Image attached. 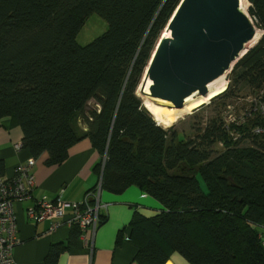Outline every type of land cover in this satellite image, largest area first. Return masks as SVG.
Masks as SVG:
<instances>
[{
	"label": "trees",
	"instance_id": "1",
	"mask_svg": "<svg viewBox=\"0 0 264 264\" xmlns=\"http://www.w3.org/2000/svg\"><path fill=\"white\" fill-rule=\"evenodd\" d=\"M180 1L0 0V117H11L22 147L47 164L88 138L106 155L102 190L136 186L161 205L131 220L137 264L173 254L190 264H264V0H247L259 39L233 63L225 91L193 113L215 101L225 111L243 89L261 106L227 124L218 111L189 135L158 125L136 94ZM92 13L108 28L79 45Z\"/></svg>",
	"mask_w": 264,
	"mask_h": 264
},
{
	"label": "crops",
	"instance_id": "2",
	"mask_svg": "<svg viewBox=\"0 0 264 264\" xmlns=\"http://www.w3.org/2000/svg\"><path fill=\"white\" fill-rule=\"evenodd\" d=\"M22 137L20 126L11 117H0V179L15 176L18 165L33 160L32 197L14 204L18 243L11 264H137L135 256L141 240L137 239L131 220L137 212L153 216L161 205L138 187L130 186L121 194L101 191L100 202L105 207L100 209L96 228L82 231L69 225L70 207L65 209L63 218H29L28 208L41 198L82 202L86 193L102 181L104 154L84 138L69 148L61 163L47 164L46 154L34 157L22 147ZM97 164L100 166L95 169ZM54 223H58L55 228ZM56 249V260L51 262L50 253ZM165 264L190 263L173 254Z\"/></svg>",
	"mask_w": 264,
	"mask_h": 264
},
{
	"label": "water",
	"instance_id": "3",
	"mask_svg": "<svg viewBox=\"0 0 264 264\" xmlns=\"http://www.w3.org/2000/svg\"><path fill=\"white\" fill-rule=\"evenodd\" d=\"M165 30L171 35L165 58L155 59L144 78L145 85L151 81L149 97L175 108L193 93L206 96V85L230 70L256 33L240 0H181Z\"/></svg>",
	"mask_w": 264,
	"mask_h": 264
},
{
	"label": "built area",
	"instance_id": "4",
	"mask_svg": "<svg viewBox=\"0 0 264 264\" xmlns=\"http://www.w3.org/2000/svg\"><path fill=\"white\" fill-rule=\"evenodd\" d=\"M262 113L264 115V109ZM262 131L259 128L255 129L256 133ZM16 148L19 149V145ZM32 163L33 160H30L26 164L18 165L15 168V176L0 179V264L13 262V249L18 243L14 204L32 197L33 176L30 173ZM101 191L102 186L99 182L79 203H67L60 198L54 201L41 198L28 208L27 215L37 221L46 218L58 219L63 218L65 209L70 207L72 213L67 219L69 225L76 226L82 231L88 227L96 228L100 223V209L105 207V204L100 202ZM57 226L58 223H54L52 227ZM262 245L264 247V237Z\"/></svg>",
	"mask_w": 264,
	"mask_h": 264
},
{
	"label": "rangeland",
	"instance_id": "5",
	"mask_svg": "<svg viewBox=\"0 0 264 264\" xmlns=\"http://www.w3.org/2000/svg\"><path fill=\"white\" fill-rule=\"evenodd\" d=\"M240 6H245L246 7L245 14L250 16L248 13V8L250 6L249 2L247 0H240ZM107 28H108V24L106 20L102 18L100 15H98L97 13H92L84 21L82 28L80 29L78 35L76 36V42L82 46L86 45L90 43L91 41H93L94 39L100 37L107 30ZM165 29L166 27L162 30L161 35L159 36V39L157 40L155 44V48L153 49L149 63L146 69L144 70V73L142 74L140 78L139 85L136 89V94L142 100L143 106L152 115V117L154 118V120L156 121L158 125L162 126L163 128H174L177 132H183L186 135H189L193 132L191 128L193 124H196V122L198 123V122L205 121L210 116L216 115L218 111H219L221 118L223 117L225 124H227L228 122H231V123L242 122L241 119L244 118L242 116H244L245 110L248 111L250 109V106H251L250 104H253V106H257V107L261 106L259 103H255L256 102L255 99L258 100L259 98L255 97L254 95H248L246 89H243V92L240 93L242 96L236 99H230L227 102L230 104V106L227 107L225 111H223L222 107H220L219 101H215L213 104H211L210 106L206 108H202L201 110L193 113L196 110L195 108L188 114L185 113V110L183 107L175 108L174 106H166V105H163V104H160L154 101L153 98H150L148 96L141 94V89L145 85L144 76H145L146 70L148 69V66H150V64L155 59L156 61L159 62L161 59L160 57H162L165 54V47L171 43V39L165 36V33H166ZM256 31L259 32V35H261L260 30L256 28ZM159 42L160 43L162 42L161 46ZM256 42L257 41L253 43L255 44ZM230 70H228L222 78H220L217 82H215L212 85L214 89L219 88L222 85H225L227 87V85L229 84ZM150 85H151V81L149 85L147 84L144 88L143 92L145 94H148V88ZM245 94H246V97H244ZM207 103H204V104H207ZM94 104H95V101L90 100L89 103L87 104L88 109ZM105 157L106 155L104 154V159ZM201 185L204 188V192L207 191L206 185L204 183H201Z\"/></svg>",
	"mask_w": 264,
	"mask_h": 264
},
{
	"label": "bare ground",
	"instance_id": "6",
	"mask_svg": "<svg viewBox=\"0 0 264 264\" xmlns=\"http://www.w3.org/2000/svg\"><path fill=\"white\" fill-rule=\"evenodd\" d=\"M245 8H246L245 6H240V9H241L244 13H245ZM165 36H166L167 38L171 39L170 32L166 31ZM259 36H260V35H259V32L256 31L255 36L253 37V39L245 45L244 50H243V51L241 52V54H240V57H241L245 52H247V51L252 47V45H254L253 42L257 41V40L259 39ZM164 58H165V54L161 57V59H160L159 62H160V63L163 62ZM158 65H159V64H157L156 67H157ZM156 67H155V68H156ZM227 71H228V70H227ZM227 71H226V72H227ZM152 72H153V71H152ZM226 72H225V73H226ZM225 73H224L223 75H221L220 77H218L217 79L213 80L212 82H210V83H208V84L206 85V87H207V94H206V96H202V95H200V94H198V93H193L192 95H190V96H188V97H186V98L184 99V102H183V108H184L186 114L190 113V112H191L192 110H194L195 108L201 106L202 104L208 102V101H209L210 99H212L213 97H215V96H217V95H219V94H221L222 92L225 91V89H226V86H225V85H222V86H220L219 88H215V89H214V87H212V85H213L215 82H217L220 78H222V77L225 75ZM149 83H150V80L148 79L147 82H146V85H147V84L149 85ZM146 85H145V86H146ZM139 91H140V90H139ZM143 91H144V90H143ZM143 91H142V89H141V94H143V95H145V96H148V95L145 94ZM148 97H149V96H148ZM150 98H151V97H150ZM153 100L156 101V102H158V103H160V104L166 105V106H173L172 103L169 102V101H167V100L158 99V98H153ZM177 115H178V114H177ZM177 120H178V119H177Z\"/></svg>",
	"mask_w": 264,
	"mask_h": 264
}]
</instances>
